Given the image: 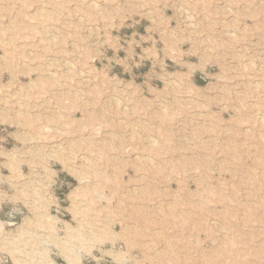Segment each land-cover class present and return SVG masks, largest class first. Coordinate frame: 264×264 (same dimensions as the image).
<instances>
[{
  "label": "rangeland",
  "instance_id": "rangeland-1",
  "mask_svg": "<svg viewBox=\"0 0 264 264\" xmlns=\"http://www.w3.org/2000/svg\"><path fill=\"white\" fill-rule=\"evenodd\" d=\"M0 264H264V0H0Z\"/></svg>",
  "mask_w": 264,
  "mask_h": 264
}]
</instances>
